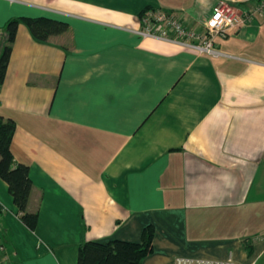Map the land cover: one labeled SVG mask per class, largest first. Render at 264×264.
Instances as JSON below:
<instances>
[{
	"label": "crops",
	"instance_id": "1",
	"mask_svg": "<svg viewBox=\"0 0 264 264\" xmlns=\"http://www.w3.org/2000/svg\"><path fill=\"white\" fill-rule=\"evenodd\" d=\"M220 1L264 0H0V29L69 25L42 43L21 24L0 86L38 213L31 230L0 178V264H77L82 242H141L147 226L140 264H264V13L216 38L219 58L136 34L147 7L201 32Z\"/></svg>",
	"mask_w": 264,
	"mask_h": 264
},
{
	"label": "trees",
	"instance_id": "2",
	"mask_svg": "<svg viewBox=\"0 0 264 264\" xmlns=\"http://www.w3.org/2000/svg\"><path fill=\"white\" fill-rule=\"evenodd\" d=\"M149 9L152 8L147 7L140 16ZM21 24L26 25L34 39L42 43L48 42L51 36L65 32L69 27L68 23L49 17H20L8 20L0 29V32L6 35V41L0 53V86L4 82L13 44ZM16 126L14 119L5 118L0 114V178L8 184L14 203L21 212L20 218L23 223L31 230H35L38 213L28 210V202L33 188L30 169L28 165L15 160L11 149ZM153 236V227L147 226L144 229L141 242L118 239L82 242L79 246L77 264H140L152 250ZM3 246L0 244V247ZM2 254L3 257L7 256L6 250Z\"/></svg>",
	"mask_w": 264,
	"mask_h": 264
},
{
	"label": "built area",
	"instance_id": "3",
	"mask_svg": "<svg viewBox=\"0 0 264 264\" xmlns=\"http://www.w3.org/2000/svg\"><path fill=\"white\" fill-rule=\"evenodd\" d=\"M264 13V1L252 10L240 13L228 3L220 1L212 14L203 22L204 30L195 31L187 27L182 17L174 11L152 8L140 16V27L136 34L141 38H156L191 48L199 54H207L214 58L223 55L215 47L216 38H226L233 31L247 25L254 15ZM3 251V247H0ZM175 264H234L232 257L226 260H208L192 257H179Z\"/></svg>",
	"mask_w": 264,
	"mask_h": 264
}]
</instances>
